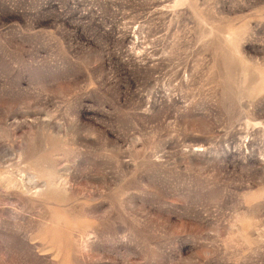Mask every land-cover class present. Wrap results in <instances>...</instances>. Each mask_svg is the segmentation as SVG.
<instances>
[{"label":"rangeland","instance_id":"rangeland-1","mask_svg":"<svg viewBox=\"0 0 264 264\" xmlns=\"http://www.w3.org/2000/svg\"><path fill=\"white\" fill-rule=\"evenodd\" d=\"M0 264H264V0H0Z\"/></svg>","mask_w":264,"mask_h":264}]
</instances>
